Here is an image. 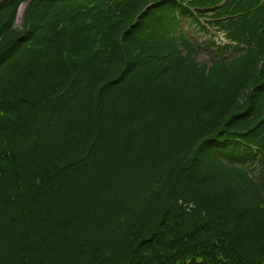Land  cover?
Wrapping results in <instances>:
<instances>
[{
  "label": "trees",
  "instance_id": "1",
  "mask_svg": "<svg viewBox=\"0 0 264 264\" xmlns=\"http://www.w3.org/2000/svg\"><path fill=\"white\" fill-rule=\"evenodd\" d=\"M224 1L0 0V264H264V12Z\"/></svg>",
  "mask_w": 264,
  "mask_h": 264
},
{
  "label": "rangeland",
  "instance_id": "2",
  "mask_svg": "<svg viewBox=\"0 0 264 264\" xmlns=\"http://www.w3.org/2000/svg\"><path fill=\"white\" fill-rule=\"evenodd\" d=\"M228 0H225L223 3H225ZM26 5V4H24ZM22 5L17 13L16 16V23L18 24V19L20 16V12L22 7L24 6ZM243 5H248L246 0H244V2L242 4H236L234 7H232L228 13H232L235 12V10H237L238 7H241ZM257 7L256 6H252L254 9L252 11L255 12L257 9H259L260 7H262L261 9L264 12V0H258L257 2ZM249 6V5H248ZM26 11V9H25ZM25 15V12H24ZM24 15L22 17V24L21 26L24 24ZM201 23L206 26V25H210L209 28L210 30L208 32H210L209 35L207 34H198L197 37V41H207L208 43H210L208 48L214 49L216 51V47L218 48H223L224 46H227V44L230 43V39H231V34L230 32L222 27L221 25H219V22H211V21H203V19H201ZM211 23V24H209ZM19 25V24H18ZM20 26V25H19ZM20 26V27H21ZM194 33H197L196 30H193ZM229 33V38H228V33ZM233 51V49H232ZM231 52V51H230ZM230 52L226 53L225 55L229 54ZM225 53V52H224ZM198 54V55H197ZM196 54V60L200 63L203 64H207L208 65V71L211 68V63L209 61V58L212 55L211 51L205 50L202 52V50H199V52H197ZM243 54V53H241ZM243 63H241L240 65L236 66V70L237 71H242L243 68ZM251 68H249L250 70ZM248 93L247 89H239V90H234L232 91V93L229 96V100L227 102V106L228 109L230 111H233L236 107H242L246 98V95ZM153 112H154V116H156L158 114V108L154 107L153 108ZM63 146L62 151H72L73 150V142L71 139H61V145L60 147ZM116 143L112 146L111 148V154H114L116 151ZM170 148V142L169 139L167 138V132L166 130L162 133L159 132L156 137L152 140V144L151 146H146L145 149L149 150V153H140V157L141 159H145V160H149L151 162H156L158 157L163 153V152H167ZM248 182H245L243 180H237L235 178H231L225 174H221L219 172L216 171H210L205 177H203L201 180H199L198 184H197V189L196 191H198L197 193V197L198 198H206L207 196H211V197H221L224 196L225 194L232 192V191H236L238 188L241 187L239 194H240V204H245L248 211H251L252 205H253V198H252V192L251 190L248 188ZM250 185V184H249ZM245 215V213L243 214V216Z\"/></svg>",
  "mask_w": 264,
  "mask_h": 264
},
{
  "label": "water",
  "instance_id": "3",
  "mask_svg": "<svg viewBox=\"0 0 264 264\" xmlns=\"http://www.w3.org/2000/svg\"><path fill=\"white\" fill-rule=\"evenodd\" d=\"M27 5H24L21 9V12H20V16H19V19H18V24L21 26L22 24V17L24 15V12H25V9H26Z\"/></svg>",
  "mask_w": 264,
  "mask_h": 264
}]
</instances>
